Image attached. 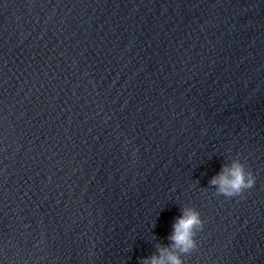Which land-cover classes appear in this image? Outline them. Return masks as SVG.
Here are the masks:
<instances>
[{"label":"water","instance_id":"1","mask_svg":"<svg viewBox=\"0 0 264 264\" xmlns=\"http://www.w3.org/2000/svg\"><path fill=\"white\" fill-rule=\"evenodd\" d=\"M183 207L184 264H264V0H0V264H141Z\"/></svg>","mask_w":264,"mask_h":264},{"label":"clouds","instance_id":"2","mask_svg":"<svg viewBox=\"0 0 264 264\" xmlns=\"http://www.w3.org/2000/svg\"><path fill=\"white\" fill-rule=\"evenodd\" d=\"M217 195L236 197L255 184V176L240 160H233L222 166L209 181ZM204 221L195 207L181 208L180 215L175 218L167 247L158 246L156 254L142 259L141 264H184L183 253L197 248L196 234L202 230Z\"/></svg>","mask_w":264,"mask_h":264}]
</instances>
